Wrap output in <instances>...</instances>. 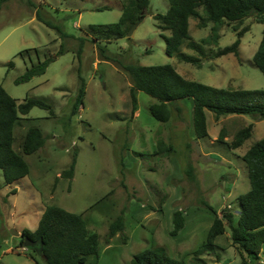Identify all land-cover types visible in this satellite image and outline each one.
<instances>
[{
	"label": "rangeland",
	"instance_id": "374dc122",
	"mask_svg": "<svg viewBox=\"0 0 264 264\" xmlns=\"http://www.w3.org/2000/svg\"><path fill=\"white\" fill-rule=\"evenodd\" d=\"M119 1L125 0H9L3 5L0 86L19 104L27 98L46 100L54 115L35 107L15 128L13 146L17 151L32 127L41 129L47 141L38 152L24 156L28 176L6 185L0 170V264H46L42 256L24 248L21 235L24 229L37 230L49 206L82 215L87 228L99 234V255L85 264H130L136 254L157 247L165 248L175 259L195 264L193 254L206 241L215 219L232 212L238 220L237 199L251 189L243 157L264 139V121L250 116L216 119L207 112L209 137L197 140L192 100L174 104L171 120L162 123L150 112L156 99L138 92L133 112L131 80L117 63L169 64L186 79L211 87L264 90V75L253 63L264 24L255 17L244 20L239 29L249 27L250 31L241 40L239 56L204 60L198 68L166 54L164 36L171 33L159 30L154 16L167 13L169 0H150L144 20L130 37L106 42L87 36L84 30L90 25L119 22L122 10L115 5ZM38 12L51 26L37 18ZM211 27L199 28L197 20H190V34L197 42L210 37ZM83 39V51L78 55ZM236 40L233 25L226 24L218 43H209L206 49H224ZM62 49L64 53L58 55ZM25 50L29 57L19 55ZM183 51L195 55L185 47ZM48 57L57 58L44 75L16 83L32 64ZM81 79L86 95L73 113ZM251 124L252 137L241 148L229 149L226 143ZM221 133L223 142H219ZM159 140L174 152L158 153ZM74 155L75 173L69 180L63 174ZM189 166L194 179L187 172ZM13 190L15 195H11ZM177 211L183 212L185 225L173 236ZM120 215L125 231L107 242L110 224ZM225 224V233L216 240V252L201 256L207 264L242 262ZM253 264H264V246L260 260Z\"/></svg>",
	"mask_w": 264,
	"mask_h": 264
},
{
	"label": "trees",
	"instance_id": "16d2710c",
	"mask_svg": "<svg viewBox=\"0 0 264 264\" xmlns=\"http://www.w3.org/2000/svg\"><path fill=\"white\" fill-rule=\"evenodd\" d=\"M9 0H0V12L3 5ZM31 1V0H29ZM122 10V17L117 23L106 25H90L84 30L87 36L94 40L111 42L125 38L132 26L140 24L148 11L150 0H125L115 3ZM203 9L202 14L200 10ZM255 17L257 23L264 24V0H169V9L166 14L154 16L157 28L161 31H169L170 36H164L166 54L176 57L181 62L202 67L204 60H213L230 54L239 56V48L244 35L250 31L249 27L239 29L238 25L244 20ZM37 18L47 25L40 13ZM197 20L199 28H206L210 24L211 34L202 42L195 41L190 34V20ZM233 25L237 32V40L224 49L217 51L206 49L209 43L217 44L220 38V30L226 25ZM62 34V31L58 29ZM66 37L65 34L62 35ZM82 45L77 52L81 55ZM195 52V55L187 54L183 48ZM38 56L39 52L34 51ZM64 53L62 49L58 55ZM29 50L22 51L19 55L29 57ZM57 55V56H58ZM57 57H48L38 64H32L26 73L16 81L23 83L34 77L46 73L48 66ZM254 66L264 75V32L261 44L253 58ZM118 64L132 84L131 98L133 112L137 110V94L145 93L156 99V103L150 106L152 116L159 122L168 123L172 117L171 107L181 101L190 99L193 102V129L197 140L209 137L207 126V112H212L216 119L224 116H250L257 121H264V90H232L211 87L199 82L191 81L183 77L172 65L141 66L135 64ZM14 62L9 64L10 68ZM81 86L77 100L73 107L76 113L82 105L86 95V84L81 79ZM49 110L54 115L52 106L44 99L27 98L23 103L8 95L0 86V170L6 185H12L30 173V168L24 156H30L42 149L47 137L38 127L30 128L25 134L21 150L14 149L15 128L20 125L24 116L35 108ZM174 108V107H172ZM179 112L181 108L176 107ZM254 125L244 127L238 131L230 143H226L229 149L241 148L252 137ZM222 133L219 142H221ZM223 142V141H222ZM158 153L169 155L174 152L172 146H168L163 140L158 142ZM243 160L249 171L251 189L237 199L238 220L232 212H224L223 217H217L208 231L206 241L193 254L195 264H207L201 256L216 252V240L226 231V224L231 230V240L242 257L241 264H253L260 260L264 246V139L252 145ZM76 156L74 155L69 170L63 177L72 180L75 173ZM193 177V169L189 166L187 171ZM13 190L11 195H15ZM208 209L213 208L205 203ZM185 218L182 211L174 213L173 236L184 228ZM125 231V220L118 216L110 224L107 242ZM39 241L38 248H42V257L46 264H85L90 258L98 257L100 236L87 228V223L82 215L69 212L57 206H49L45 209L36 231L24 229L21 242L24 245L25 238ZM37 253L36 251H34ZM130 264H189L188 262L171 257L165 248L157 247L136 254Z\"/></svg>",
	"mask_w": 264,
	"mask_h": 264
},
{
	"label": "water",
	"instance_id": "95a60500",
	"mask_svg": "<svg viewBox=\"0 0 264 264\" xmlns=\"http://www.w3.org/2000/svg\"><path fill=\"white\" fill-rule=\"evenodd\" d=\"M139 24H136L134 26L131 27V29L129 30L127 37L132 36V34L134 33V31L138 28ZM39 245V241H34L28 237L25 238L24 240V248L26 249H30L32 251H36L37 254H39L40 256L42 255V248H38Z\"/></svg>",
	"mask_w": 264,
	"mask_h": 264
}]
</instances>
